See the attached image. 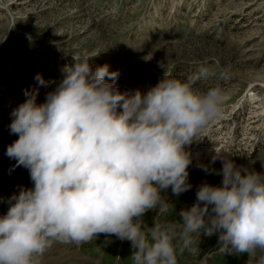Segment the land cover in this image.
<instances>
[{
    "label": "clouds",
    "instance_id": "9594fccd",
    "mask_svg": "<svg viewBox=\"0 0 264 264\" xmlns=\"http://www.w3.org/2000/svg\"><path fill=\"white\" fill-rule=\"evenodd\" d=\"M92 57L73 55L43 103L37 97L47 81L37 73L11 112L18 139L6 155L29 171L33 187L20 186L0 216V264H40L53 243L80 245L101 233L130 241L132 264H178L174 241L187 247L202 233H219L222 251L230 245L264 264V174L229 157L219 171L201 165L222 175L220 185L201 184L179 220L159 219L172 208L167 190L179 196L192 188L186 146L223 111L220 88H195L207 70L163 78L146 93L121 92L119 72L94 69ZM150 210L157 212L151 226L143 219Z\"/></svg>",
    "mask_w": 264,
    "mask_h": 264
},
{
    "label": "rangeland",
    "instance_id": "374dc122",
    "mask_svg": "<svg viewBox=\"0 0 264 264\" xmlns=\"http://www.w3.org/2000/svg\"><path fill=\"white\" fill-rule=\"evenodd\" d=\"M83 53L94 56V69L108 65L119 72L114 84L121 92L146 93L163 78L184 81L206 69L195 88L206 93L218 87L225 94L221 115L186 146L192 188L179 196L167 190L172 208L161 216L164 221L179 220L176 201H182L180 209L194 205L201 184H221L222 175L201 165L219 171L229 157L264 174V0H0V84L14 87L18 102L25 101L37 73L47 81L37 102L45 100L62 79L63 66ZM12 109L0 98V216L20 186L33 187L29 171L14 167L6 155L18 139L8 127ZM156 215L150 210L144 222L151 226ZM207 237L193 234L187 247L174 241L178 263L208 264L221 249L206 244ZM135 251L130 241L101 233L80 245L53 243L40 264H116L120 254V264H132ZM247 257V264H256L255 255Z\"/></svg>",
    "mask_w": 264,
    "mask_h": 264
},
{
    "label": "trees",
    "instance_id": "16d2710c",
    "mask_svg": "<svg viewBox=\"0 0 264 264\" xmlns=\"http://www.w3.org/2000/svg\"><path fill=\"white\" fill-rule=\"evenodd\" d=\"M177 206L176 208L173 209V213H178L183 210V209H188V208H191L193 205H185L184 207H182L180 209V206H181V200H177ZM172 205V204H171ZM180 209V210H179ZM161 218V217H160ZM161 221H164V219L161 218ZM218 237L219 236H211V237H207L205 240V243L206 244H209V245H217L219 244V240H218ZM123 248V246H122ZM222 248V244H219L215 249L219 250ZM187 251L184 249V255H186ZM247 254L248 253H237L235 251H232L231 250V246L229 247V250L227 251H220V253H216V254H212L209 258H208V264H210L211 260L214 259V258H219L220 261H213V264H247V260H248V257H247ZM183 255V257H184ZM183 257L181 258V260L183 259ZM178 264H181V263H178Z\"/></svg>",
    "mask_w": 264,
    "mask_h": 264
},
{
    "label": "bare ground",
    "instance_id": "6f19581e",
    "mask_svg": "<svg viewBox=\"0 0 264 264\" xmlns=\"http://www.w3.org/2000/svg\"><path fill=\"white\" fill-rule=\"evenodd\" d=\"M6 97L8 96L9 98L8 101H7V104L10 105V108L12 109L14 106L15 108L19 105V102L18 100H16L11 94H7L5 93ZM10 95V96H9ZM13 110V109H12ZM11 110V112H12ZM11 116V114H9Z\"/></svg>",
    "mask_w": 264,
    "mask_h": 264
}]
</instances>
